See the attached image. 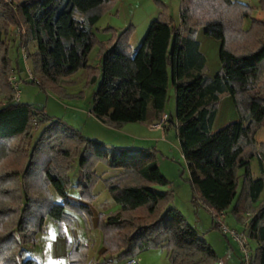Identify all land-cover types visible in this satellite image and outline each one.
<instances>
[{
  "label": "trees",
  "instance_id": "obj_1",
  "mask_svg": "<svg viewBox=\"0 0 264 264\" xmlns=\"http://www.w3.org/2000/svg\"><path fill=\"white\" fill-rule=\"evenodd\" d=\"M114 6L115 0H0V160L9 154L6 143L17 139L11 149L25 161L21 168L0 165V264H24L20 251L35 242L45 216L61 222L67 209L88 213L96 178L92 155L124 170L105 181L118 208L102 219V259L89 260L83 246H74L69 264H122L152 248L164 249L170 264L219 262L170 205L171 192L153 187L167 180L155 161L143 160L148 153L120 147L107 155L101 142L78 135L43 109L18 100L13 93L15 67L8 56L13 27L20 46L27 50V42H35L33 51L24 50L32 63V80L38 76L56 83L82 67L89 70V81L99 77L91 113L113 126L159 121L171 77L175 121L166 116L165 126H175L195 198L218 217L237 196L232 210L238 217L249 213L245 231L255 242L246 261L264 264V203L251 206L264 190V142L256 136L264 127V82L258 83L264 66V20L252 19L244 28L251 8L238 0H179L175 23L167 4L159 1L156 16L133 52V24L119 30L107 27L110 37L96 38V22ZM200 27L219 41L220 69L213 77L203 72L206 57L194 37ZM96 43L99 67L87 64ZM224 95L231 97L240 116L212 132L217 103ZM253 157L261 173L256 178L250 168ZM78 158L83 170L77 182L80 201H74L67 195V172ZM50 187L60 201L53 200Z\"/></svg>",
  "mask_w": 264,
  "mask_h": 264
},
{
  "label": "rangeland",
  "instance_id": "obj_2",
  "mask_svg": "<svg viewBox=\"0 0 264 264\" xmlns=\"http://www.w3.org/2000/svg\"><path fill=\"white\" fill-rule=\"evenodd\" d=\"M9 1V0H6ZM163 1L173 17L175 23L179 20V0H133L134 17L137 23L135 33L131 40L132 51L138 47L148 24L144 27L145 15L155 8L158 10V2ZM247 4L251 8L250 18L244 20V28H248L252 19L264 20V0H238ZM127 8V5L124 6ZM123 10V9H120ZM128 10V8H127ZM113 10L105 12L94 26L96 38L99 41H106L111 31L106 30L107 26L125 27V13L118 15ZM23 28V27H22ZM142 30V31H140ZM17 30L13 27L9 30L8 56L15 67L14 77L16 79L15 91L18 100L22 103L30 104L37 109H43L44 113L60 124L72 127L77 130L78 135L88 139L101 142L111 154L117 148H131L135 152L148 153L143 160H153L158 165L160 173L166 178L167 184H155L153 187L160 192L170 191V205L178 211L186 224L196 233L201 241H205L215 252L221 264H248L245 259L241 244L246 246L248 253H252L255 242L249 239L245 231V220H248L249 213L242 212L241 217L233 212L237 196L231 206L218 217H214L213 212L206 207L196 195L191 184V174L186 160L181 154L179 140L174 124L169 123L167 130L155 131L149 128L147 122H128L118 126H113L98 120L92 113L93 96L97 91L100 78L89 81L90 72L82 67L75 72L61 78L56 83H46L38 76L32 80L30 70L32 63L24 57V50L33 51L35 42H27V50L19 45ZM194 37L200 43V49L206 57V64L203 72L208 77H213L220 69L218 58L219 41L204 34L200 27L194 32ZM99 44L96 43L88 55L87 64L100 66L101 59L98 53ZM34 76V73L32 71ZM264 82V66L260 68L259 84ZM216 116L211 126V131L215 132L228 123L239 119V112L232 99L228 95L220 97ZM164 113L175 121V96L171 77L167 91V100L164 106ZM164 116V118H166ZM167 119L161 123H167ZM161 121V119H160ZM61 126V125H60ZM37 135V134H36ZM35 135V136H36ZM257 140L264 142V127L257 133ZM36 138V137H35ZM77 139H79L77 137ZM35 141V140H34ZM17 139H11L6 146L9 154L0 160V165L10 163L12 167L21 168L24 162L18 158L11 149L14 148ZM5 144V143H4ZM92 171L96 175L91 186L93 199L89 202L88 213L67 209L65 218L59 222L49 216L44 217V224L41 231L35 235V242L23 247L19 258L21 262L27 264L34 261L35 264H69L68 254L74 246H83L89 260H101L103 251L102 219L105 214H109L118 208V204L113 201L105 185L108 179H115L124 173L121 167H110L107 159L96 155L90 156ZM79 159H75L67 172L69 186L67 195L74 201H80L77 182L80 170ZM136 162V165H139ZM138 163V164H137ZM250 168L253 176L260 177L261 173L256 157L250 161ZM243 169L237 172L240 181L237 189L241 190ZM53 200L60 201L50 187ZM264 203V190L259 198L251 206ZM218 222L219 227L215 226ZM224 226L226 230H224ZM233 233H236L237 236ZM241 243V244H240ZM138 264H170L167 253L162 248H152L145 250L137 256Z\"/></svg>",
  "mask_w": 264,
  "mask_h": 264
},
{
  "label": "crops",
  "instance_id": "obj_3",
  "mask_svg": "<svg viewBox=\"0 0 264 264\" xmlns=\"http://www.w3.org/2000/svg\"><path fill=\"white\" fill-rule=\"evenodd\" d=\"M128 4H131L133 6V0H115V6H114L115 7V13L114 14L118 15L120 12H123V10H124L125 23H127L125 26H127L129 24H133L135 29H136L137 23L135 21L134 12L132 10L134 8L130 7ZM126 5H127L128 10H127V8L126 9L124 8V6H126ZM120 9H123V10H120ZM157 12H158V10L156 11L155 8H153L150 11V13H148L149 14L148 17H147V15H145V20L143 21L144 22L143 28H145L147 26V24L150 22V20L156 16ZM107 27H110V26H107ZM111 27H113V26H111ZM114 28L117 30L121 29V27H114ZM140 31H142V30H140ZM131 40H132V38H131ZM164 116H166L165 113L162 114V118H164ZM162 118H161V120H162ZM145 122L148 123L150 129L154 128L152 130H155V131H159V129H160L161 131H164V134H165V131L167 130V127H168V126L167 127L165 126L166 123H161L162 121H160V120L159 121H145Z\"/></svg>",
  "mask_w": 264,
  "mask_h": 264
},
{
  "label": "built area",
  "instance_id": "obj_4",
  "mask_svg": "<svg viewBox=\"0 0 264 264\" xmlns=\"http://www.w3.org/2000/svg\"><path fill=\"white\" fill-rule=\"evenodd\" d=\"M11 79H13V78H11ZM16 96H17V98H18V95H17V94H16ZM164 119H166V118H162V120H164ZM162 120H161V121H162ZM162 122H163V121H162ZM224 230H226L225 227H224ZM233 234L235 235V237L237 236L236 233H233ZM240 244H241V243H240ZM241 248H242V251H243V253H244L245 259L247 260V258H248V253H247L246 246H243V245L241 244ZM107 264H113V263H107ZM122 264H138V263H137V260H136V259L130 258V259L124 261ZM218 264H221V262L219 261Z\"/></svg>",
  "mask_w": 264,
  "mask_h": 264
}]
</instances>
